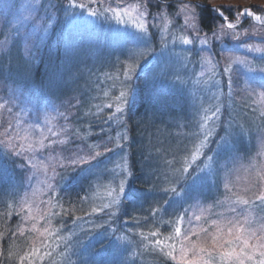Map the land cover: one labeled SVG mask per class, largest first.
I'll return each instance as SVG.
<instances>
[{"label":"rangeland","instance_id":"rangeland-1","mask_svg":"<svg viewBox=\"0 0 264 264\" xmlns=\"http://www.w3.org/2000/svg\"><path fill=\"white\" fill-rule=\"evenodd\" d=\"M80 2L86 0H77ZM204 2L211 9L222 10L227 20L218 15L221 20L210 32L199 22L200 36L208 38L207 44L199 40L184 44L183 39H193L195 33L183 28V16L177 15L180 5L201 7ZM104 3L106 7H128L135 17L132 8L142 0ZM198 8L195 10L200 21ZM66 9L68 0H0V56L5 53L6 58L4 62L0 57V104L4 105L0 108V126L5 131L11 124L23 136L26 129L32 134L29 125H39L34 139L43 129L50 139L66 141L54 145L53 155L61 157H72L80 150L81 155L104 152V146L113 149L100 156L98 162L93 161L91 169L87 164L57 168L59 174L51 181L57 185V198L65 207L74 204L75 215L83 219L73 224L71 215L64 217L61 235L65 240L49 238L51 257L44 256L36 264H112L114 260L120 264H173L159 252L149 233L159 229L169 235L173 230L171 222L184 209H189L190 214L197 205L206 208L223 200L226 172L233 192L256 200L259 190L249 181L264 165V102L260 95L264 92V72L260 71L264 68V22L255 16L264 18V2L150 0L151 16L164 17L171 23L165 32L161 20L148 18L149 25L158 26L150 27L147 49L142 40L133 38L138 30L127 16L123 18L127 23H118L111 13L107 14L109 19H104L79 8ZM241 10H251L253 15L241 16ZM228 23L236 27L228 29ZM221 25L228 35L215 40L213 32L220 33ZM234 33L238 38H233ZM52 45L58 47L59 54L57 49H51ZM32 48L36 51L29 53ZM46 51L52 61L42 69L44 82L39 86L32 78H36L35 70ZM133 54L137 67L128 82L132 91L126 113L107 122L114 107L109 110L104 105L121 90L119 82L113 88V80L108 77L120 75L122 65L131 62ZM238 58L247 63L237 62ZM225 68L230 71L225 72ZM45 116L50 123L45 122ZM129 121L135 129L137 170L147 181L142 191L131 185ZM48 128L60 135L52 137ZM205 136L203 155L193 163L191 154ZM5 139L0 135V140ZM47 155L45 151L43 156ZM207 156H213V169L218 170V175L208 173L203 184L193 186L192 178L207 163ZM40 158L37 153L38 169ZM185 161L191 163L187 179L177 171ZM25 164L27 161L13 156L0 144V234L5 239L4 243L0 239V250L7 256L9 250L20 254L27 251L25 237H12L21 223L16 212L25 191L43 188L40 182L46 179L42 169L23 167ZM121 179L125 193L119 206L109 210L116 215L111 219L104 213L86 215L92 207L108 202V192ZM245 188L249 189L246 193ZM251 209L254 215L264 216L256 205ZM54 224L59 226V219Z\"/></svg>","mask_w":264,"mask_h":264},{"label":"snow or ice","instance_id":"snow-or-ice-1","mask_svg":"<svg viewBox=\"0 0 264 264\" xmlns=\"http://www.w3.org/2000/svg\"><path fill=\"white\" fill-rule=\"evenodd\" d=\"M93 4L97 5L94 9L90 7ZM149 5L150 0H142V3L135 5L132 8V11L136 13L135 17L132 16L128 7H121L119 5L113 7L111 4L106 7L104 0H86V2L80 3H77V0H68V9L66 11L79 8L92 17H103L104 19H109L107 14L111 13L112 18H115L118 23H127L123 19L127 16L138 30L133 34V38L142 40L145 49H147L150 43V27L158 26L155 23L152 25L148 24V18L151 16V13L148 11ZM197 7H200V5L182 3L177 13V15L183 16V28L195 33L193 39L185 37L183 39L184 44H192L194 40H199L201 44H207L208 42L207 37L201 38L200 36V28L198 27L200 21L195 10ZM212 10L216 11L224 20H227L222 10L216 8ZM239 15L252 16L253 12L251 10H241L239 11ZM151 18L154 21L161 20L163 30L167 32L171 21L166 20L164 17L151 16ZM255 19L264 22V18L260 16H255ZM235 27L232 23L227 24L228 29H234ZM44 31H47L46 27ZM168 34L172 35L171 33ZM225 35H228V33L224 31V25H221L220 33L213 32L215 40H220ZM233 38H238L235 33L233 34ZM255 50L262 51L259 48ZM140 55H143V53L141 52ZM129 61L131 62L122 65L120 75L108 77L113 80L112 87L115 88L118 81L121 90L118 95L111 97L112 102L104 105L109 110L114 107V112H111L107 117V122L119 119L121 115L126 113L129 105L128 96L132 89L128 82L133 79L132 73L135 67H137L135 54L129 57ZM237 62L246 64L247 60L238 58ZM224 71L229 72L230 68H225ZM260 71L264 72V68ZM108 95V92L104 93L105 97H108ZM260 95L262 102H264V92ZM3 107L4 105L0 104V108ZM97 107L99 108V106ZM261 115L264 116V111L261 112ZM64 119L67 120L68 117L65 116ZM45 122H51L47 116H45ZM29 128L32 129V134L26 129L25 134L21 136L9 124L8 128L3 133H0V135L6 137L5 140H0V144L4 145L13 156L22 157L23 160L27 161V164L22 165L23 167L30 166L32 169H42L46 177L44 181L40 182L43 184V188H33L30 193L26 190L24 196L20 199V207L16 215L20 216L21 223L12 232V237L15 238L17 235L25 237L28 241V248L22 254H14L11 250L8 251V257L17 256L18 264H36V261L42 260L44 256L51 257V242L49 238L55 241L65 240V237L61 235L64 228V217L71 215L73 217V224L83 219L75 215L77 209L74 204L70 203L68 207H65L64 203L57 198V185L51 182L59 174L57 168L87 164L89 165V169H91L93 161L98 162L100 156L113 151L112 148L104 146V152L95 151L94 153L81 155L80 152L83 150H80L74 156L67 158L53 155L55 151L54 145L57 143L63 144L66 141L50 139L49 136L44 134L43 129H39V138L34 139L33 134L39 128V125H29ZM62 131H66V129H62ZM48 132L52 137L60 135V133L53 131L52 128H48ZM206 140L207 136H205V140L201 141L196 150L192 152L193 163L200 155H203L201 148L204 146ZM45 151L48 153L46 157L43 156ZM37 153L41 154L39 169L35 162L37 160ZM261 154L264 155V144L261 146ZM206 160L207 163L204 164V167L200 168L199 173L192 178L193 186L197 183L203 184L208 178V173H211L213 176L218 175V170L213 169V156H207ZM190 168L191 163L185 161L184 166L177 169V171L187 179L191 175ZM205 169L208 170L207 173H205ZM49 170L52 173L50 177L48 176ZM200 173H203V175ZM249 183L259 190L255 201L245 198L239 192H233L232 187H230L232 181L230 180L229 173L226 172L223 184L225 189L224 199L217 200L214 205H208L206 208L199 205L193 208L190 205L193 211L189 214V209H184L183 214L178 215L177 219L171 222L173 230L169 235H164L159 229L151 231L149 235L153 238L156 248L162 255L169 258L173 264H264V216L254 215L251 209V205H256L260 211L264 212V165H261L256 170L254 177L250 179ZM28 187L31 188V183ZM248 190L245 188V193ZM171 191L175 192L176 189L172 188ZM124 193L125 183L121 179L119 184L108 192V197L110 198L108 202L92 207L91 213H86V215L104 213L111 219V217L116 215V212L109 210L119 206L120 197ZM44 197H47V199H44ZM213 208H222L223 211L214 212ZM7 215L11 216V212L7 213ZM152 215L155 217V210ZM57 219H59V226L54 224V221ZM115 231L113 229V232ZM26 233L36 235L32 237L26 235ZM140 235L143 236V232ZM0 239H3V234H0ZM117 239L127 240L128 238L117 237ZM0 255H3L2 250H0ZM112 264H120V262L114 260Z\"/></svg>","mask_w":264,"mask_h":264},{"label":"trees","instance_id":"trees-1","mask_svg":"<svg viewBox=\"0 0 264 264\" xmlns=\"http://www.w3.org/2000/svg\"><path fill=\"white\" fill-rule=\"evenodd\" d=\"M165 1L175 2L176 0H165ZM221 9H224L223 6L221 7ZM198 10H199V18H200L201 27L204 30H206L207 32H210L211 30H213L214 27L217 25V22H219V20H221V18L218 16V14L215 11H213L211 9V7L208 4H206L205 2L202 4L201 7L198 8ZM225 12L228 13L229 11L225 10ZM52 47H53V49H57V53L59 54L58 47L55 48V46L52 45L51 49H52ZM10 51H12V50H8L9 53H11ZM48 52H49V50H48ZM48 52L47 51L45 52V55L42 56L41 62L37 65V68L35 70L36 78H32L33 81H35V79H36L35 82H37V84H39V86L44 82L42 69L48 64V62L52 61L51 59L47 58ZM3 57H4V62H5L6 58H5V56H3ZM1 68H3V67H1ZM9 69L13 70L14 68H12V66L10 65ZM136 104H137V102H136ZM128 128H129L128 137L130 138V140H129L130 150H129L128 161L130 162V165H131V176H132L131 177V185H133V188L135 190L142 191V189L143 190L145 189L144 184L147 183V181L144 180V178H143L144 174L142 173V171L140 172L137 170V166H139L138 159L136 158L137 146L135 144H133L134 138H135L134 137L135 136V132H134L135 129H133V127H131L130 121H129ZM1 130L4 132L3 127L0 126V131ZM136 160H137V162H136ZM147 185L148 184H146V186ZM6 232L8 233L7 235H9V232L8 231H6ZM4 242H5V239L3 238V243ZM5 246L7 247V245H5ZM8 249H5V250H8ZM15 253L16 252H14V254ZM13 256L14 257H12L11 260H8L11 257H8L6 254L3 253V255H1V257H0V264H18L17 256H15V255H13Z\"/></svg>","mask_w":264,"mask_h":264}]
</instances>
